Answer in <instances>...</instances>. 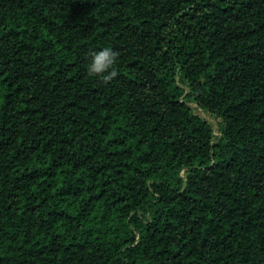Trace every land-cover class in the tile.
Segmentation results:
<instances>
[{
    "label": "trees",
    "instance_id": "1",
    "mask_svg": "<svg viewBox=\"0 0 264 264\" xmlns=\"http://www.w3.org/2000/svg\"><path fill=\"white\" fill-rule=\"evenodd\" d=\"M0 264H264V0H0Z\"/></svg>",
    "mask_w": 264,
    "mask_h": 264
},
{
    "label": "clouds",
    "instance_id": "2",
    "mask_svg": "<svg viewBox=\"0 0 264 264\" xmlns=\"http://www.w3.org/2000/svg\"><path fill=\"white\" fill-rule=\"evenodd\" d=\"M119 53L110 45L91 50L86 57L84 70L89 77L109 82L118 75Z\"/></svg>",
    "mask_w": 264,
    "mask_h": 264
},
{
    "label": "rangeland",
    "instance_id": "3",
    "mask_svg": "<svg viewBox=\"0 0 264 264\" xmlns=\"http://www.w3.org/2000/svg\"><path fill=\"white\" fill-rule=\"evenodd\" d=\"M198 112H200V114L202 115V117H204L205 119H207L208 121H210V123L213 125L216 134L218 133V128L220 127V121L213 118L212 116L206 115L204 112H201L200 110H197Z\"/></svg>",
    "mask_w": 264,
    "mask_h": 264
}]
</instances>
